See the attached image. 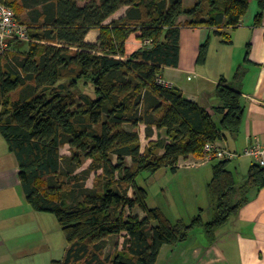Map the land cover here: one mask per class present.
<instances>
[{"label":"trees","instance_id":"1","mask_svg":"<svg viewBox=\"0 0 264 264\" xmlns=\"http://www.w3.org/2000/svg\"><path fill=\"white\" fill-rule=\"evenodd\" d=\"M251 1L259 5L260 23L264 0H195L190 6L184 0L5 1L27 26L30 40L13 41V49L28 46L21 54L0 56V132L17 158L27 201L37 211L54 213L63 227L69 248L64 260L52 264H156L164 245L186 241L196 228L213 243L249 194L264 187L260 164L253 163L240 182L231 160L214 159L208 182L213 216L206 220L201 210L187 222L151 207L148 189L138 183L144 172H178L181 159L200 160L209 142L240 131L242 91L228 79L216 86L217 122L158 78L165 66H179L181 15L188 17L185 26L208 27L228 43L229 29L241 25ZM125 6L124 16L109 21ZM92 29L100 31L96 43L86 41ZM132 34L142 46L127 53ZM209 46L210 38L200 47L199 62L206 61ZM243 74L239 68L235 79ZM142 124L147 136L155 127L166 129L169 140L150 142L142 153ZM66 145L71 153L64 155ZM87 160L82 177L76 171ZM98 170L94 185L86 186ZM126 207H139L145 216L125 217ZM122 233L123 248L105 257L108 238Z\"/></svg>","mask_w":264,"mask_h":264},{"label":"crops","instance_id":"2","mask_svg":"<svg viewBox=\"0 0 264 264\" xmlns=\"http://www.w3.org/2000/svg\"><path fill=\"white\" fill-rule=\"evenodd\" d=\"M194 1L184 0V5L190 6ZM126 10L127 6L122 7L111 16L109 21L121 18ZM258 12V3L251 1L249 11L241 25L229 29L231 42L228 43L222 37L213 35L208 27L185 26L188 17L181 15L178 19L182 25L179 66L163 68L164 79L179 88L186 97L198 102L212 114L217 122L221 119V114L216 112V108L221 105L215 93L219 81L226 78L235 87L241 89L245 109L241 129L236 134L227 133L217 142L220 146L239 153L251 144H264V16L261 22L257 23ZM26 16L24 13L25 18ZM99 35L98 29H92L87 34L86 41L96 43ZM208 38H210L209 52L206 61L202 63L199 62L200 47ZM135 41H138V44L133 46ZM24 46L12 48L9 51L11 52L9 57L27 50ZM141 46L142 41L137 38V34H132L127 41V53ZM248 51L249 59L247 60ZM239 68L244 70V74L239 79H235ZM140 137L142 153L149 147L150 142L159 139L169 140L166 129L159 130L156 127L153 133L147 136L145 124L140 127ZM0 146L3 147L1 136ZM5 151L10 152L8 147ZM164 152L165 150L161 148L160 154ZM14 157L17 161L15 155ZM197 161L199 160L192 156L183 158L180 161L179 170L193 165L208 167V164L201 165L196 163ZM235 161L237 165L231 170H234L236 176L242 174L243 178L248 176L251 165L256 162L254 158L246 155H241ZM213 162L214 160L210 163ZM15 166V172H18V164ZM0 175V198H4L0 201V208H7L12 204L10 199L15 193L17 176H5V173ZM11 177L15 178V183H12ZM206 178L210 179L208 176ZM209 201L211 207L210 197ZM201 210L205 213V207L199 204L193 206L190 218L199 214ZM143 215L145 216V214L141 216L144 217ZM179 218L187 221V218L182 215L177 219ZM196 231L193 230L189 238L180 244L164 245L156 264H170V262L175 264H264V187L253 190L249 194V201L219 229L213 243L207 239L204 231Z\"/></svg>","mask_w":264,"mask_h":264},{"label":"rangeland","instance_id":"3","mask_svg":"<svg viewBox=\"0 0 264 264\" xmlns=\"http://www.w3.org/2000/svg\"><path fill=\"white\" fill-rule=\"evenodd\" d=\"M22 17L25 19L24 16ZM137 42L135 41L133 46H136ZM24 47L28 48L27 45ZM9 54L11 52L8 56ZM0 136L3 140V147L0 146V174L17 176L15 193L10 199L11 206L0 208V264H52L54 260H64L69 243L63 227L54 213L37 211L27 201L19 179V167L18 172H15V165L18 162L14 154L5 151L8 145L3 135ZM61 153L70 154V146H64ZM210 162L204 163L208 164V167L187 166L176 173L168 168H163L156 173L144 172L139 176L138 183L149 191L148 204L152 207H160L171 220L176 221L182 215L189 222L192 219L190 211L196 204L205 207L204 216L206 220H209L213 216L209 206L208 191V181L213 175V163ZM90 163L91 160H87L76 173L83 177L84 174L80 172L88 168ZM129 164H131V158H129ZM235 165H237L235 159L231 160L230 169H234ZM101 173V170L93 171L84 184L92 187L96 176ZM241 175H237L240 182L245 179ZM10 179L12 183H15L14 177ZM1 200L3 201L4 198H0ZM123 213L125 217L139 216L140 218L142 214H145L139 207L134 209L126 207ZM195 230L202 232L203 228ZM124 240L125 233L109 237L104 251L105 257H110L115 250L122 249ZM170 264L175 263L170 262Z\"/></svg>","mask_w":264,"mask_h":264},{"label":"built area","instance_id":"4","mask_svg":"<svg viewBox=\"0 0 264 264\" xmlns=\"http://www.w3.org/2000/svg\"><path fill=\"white\" fill-rule=\"evenodd\" d=\"M15 40L29 41L28 28L18 21L13 7L0 0V56L6 55L12 49V43ZM145 43L149 44L150 40ZM158 82L167 87L173 86L171 82L162 76L158 78ZM241 155L254 158L256 163L264 167V144L259 143L251 144L242 153H239L235 150L224 148L217 142H209L204 148V156L198 163L204 164L214 159L234 160Z\"/></svg>","mask_w":264,"mask_h":264}]
</instances>
